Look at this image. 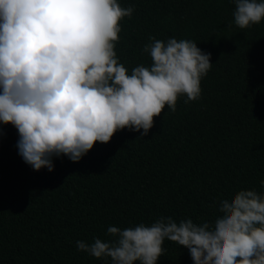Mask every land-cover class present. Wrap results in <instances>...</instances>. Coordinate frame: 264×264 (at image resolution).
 <instances>
[{"label": "trees", "instance_id": "trees-1", "mask_svg": "<svg viewBox=\"0 0 264 264\" xmlns=\"http://www.w3.org/2000/svg\"><path fill=\"white\" fill-rule=\"evenodd\" d=\"M117 2L134 9L120 21L119 63L129 74L151 66L150 37L196 41L212 63L201 96H180L175 112L166 106L147 136L125 128L79 162L53 157L51 172L26 164L17 129L0 123V264H112L76 242L111 241L110 226L160 217L213 224L221 201L264 195V19L240 29L234 0ZM163 247L157 264H193L183 246Z\"/></svg>", "mask_w": 264, "mask_h": 264}, {"label": "clouds", "instance_id": "clouds-1", "mask_svg": "<svg viewBox=\"0 0 264 264\" xmlns=\"http://www.w3.org/2000/svg\"><path fill=\"white\" fill-rule=\"evenodd\" d=\"M234 2L240 29L264 19V2ZM133 11L117 0H0V123L17 129L18 153L34 170L53 171L61 155L79 162L125 128L147 136L166 106L175 112L180 96L200 98L212 63L196 41L150 37L151 66L129 74L119 63L120 21ZM219 211L213 224L160 217L76 245L112 264H157L165 239L193 264H264V195L241 190Z\"/></svg>", "mask_w": 264, "mask_h": 264}]
</instances>
